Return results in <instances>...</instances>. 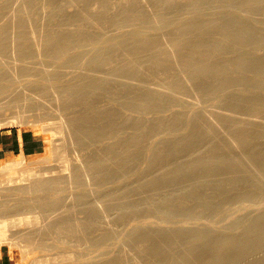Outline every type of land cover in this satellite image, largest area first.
I'll use <instances>...</instances> for the list:
<instances>
[{"label": "rangeland", "instance_id": "rangeland-1", "mask_svg": "<svg viewBox=\"0 0 264 264\" xmlns=\"http://www.w3.org/2000/svg\"><path fill=\"white\" fill-rule=\"evenodd\" d=\"M144 2L148 7L174 5L163 20L175 22L183 18L195 25L225 18L224 15L245 10L247 5L238 0L231 3L229 9L220 10L217 7L224 5L221 0ZM126 3L131 7L139 3L142 7L139 0H0V117L24 113L30 120L0 121V127L28 128L45 140L43 152L12 161H20L32 169L34 165L35 168L49 166L57 168L52 170L56 173H66L61 170L62 162L49 149L50 139H56V143L59 134L46 133L42 127L44 124L55 126L60 120L65 123L74 137V143L66 151L72 183L64 182L57 186L60 192L51 191L52 197L50 192H47L49 195L45 192L42 198L44 196V202L52 199L56 206L64 205L70 218L78 209L83 211L99 204L103 212L92 217L97 221L98 232L103 234L107 230L111 234L114 230V238L108 234L113 238L110 240L105 237L108 232L100 234L105 237V240L101 238L106 244L102 248L114 255V264H123L126 260L125 246L119 239L122 230L127 228V220H131L130 216V219L126 217L129 213L126 214L125 209L140 200L156 198L162 204H176L174 219L178 223L187 221L196 223V227L209 226L219 231L218 236H223L231 227L235 229L230 236L242 235V226L248 219L264 210V184L254 185L255 181L264 182V169L260 168L263 159L254 157L255 152H264V91L254 95L255 84L250 81V76L263 70L256 67L239 74L236 67L240 55L249 57L259 48L258 56L264 61V42L251 40L239 44L234 37H229L222 49H216L223 32L228 31L225 24L212 25L200 35L194 31L185 36L166 31L163 36H151L146 47L119 48L113 44V29L130 15L129 10L120 8ZM192 3H196L197 9L194 14H188ZM244 18L263 26L264 7ZM32 30L39 37H30ZM14 34L21 36L14 40ZM198 38L203 39L204 45L195 49L177 47L176 64H169L170 55L157 49L171 40L183 39L187 44H194ZM41 45L43 51L37 55L36 48ZM140 56L143 60L128 71V61ZM183 61L192 63L178 67ZM201 69H206L207 73L190 87H180L164 95L147 89L163 81L180 84L182 76ZM13 71L16 79L13 77L15 81L11 82ZM136 80L144 83L142 90L147 97L151 96L143 117L135 113L134 117L129 115L130 110L138 107L132 93ZM216 82L220 85L214 87ZM241 92L244 98L234 104L233 99ZM223 94L224 101L217 106ZM36 107L45 110L46 120L34 124ZM208 112L213 116V126ZM189 120L191 123L187 125L185 121ZM165 132H182L195 139H182L181 147L159 144L161 154L156 153V140ZM237 138L239 149L234 150L229 141ZM100 157L101 162L95 167L94 162ZM216 158L223 161L211 163ZM77 161L80 165L75 164ZM204 162L211 164L203 169ZM47 196L49 200L45 199ZM24 197L13 199L16 202L10 200L7 206L2 203L4 207L0 204V221L33 217L27 207L33 205L34 200L26 201ZM43 200L37 204L42 205ZM7 229L17 241L0 245L20 250L25 264H36L38 260L43 264L58 253V248H25L23 242L29 236L16 234L17 230L26 229L24 223L9 225ZM11 229L16 230L15 233ZM262 232L264 225L253 229L251 234L261 238ZM261 248L263 244L238 249H243L244 253V250ZM234 250V254L238 253ZM79 262L78 259L72 264Z\"/></svg>", "mask_w": 264, "mask_h": 264}, {"label": "bare ground", "instance_id": "bare-ground-1", "mask_svg": "<svg viewBox=\"0 0 264 264\" xmlns=\"http://www.w3.org/2000/svg\"><path fill=\"white\" fill-rule=\"evenodd\" d=\"M156 1L157 3H161L164 0ZM221 1L224 5H220L217 8L223 10L229 9L231 7L230 4L238 0ZM239 1H243L247 4L245 10L238 11L232 15H224L226 19H209L197 25L192 24L189 19L184 20L183 18L177 19L175 22L163 20V17L175 7L174 5L167 7L153 5L148 7L144 0H139L142 7L139 3L136 6L131 7V5H127L126 3V5L124 4L120 8L124 9V11L129 10L130 12H128L130 15L128 14V17L126 16L125 19L122 21L120 20L114 25L113 44L117 47L120 46L119 48H132L136 46L146 47L149 44L151 36H163L167 33L166 31H173L181 36L188 35L194 31L200 35L204 34L208 28L212 27V25L225 24L228 25V31L223 32V35L217 43L216 49H222L224 47V43L229 37H234L235 41L239 44L251 40H260L264 42V24L262 23L263 26H261V24H259L260 22H256L254 24L249 23L244 18L248 13L259 9V7H264V0ZM196 9V3H192V7L189 11H187V13L194 14L193 11ZM142 23H144V25ZM32 31L29 33L30 37H39H36L35 34L37 33ZM19 35L20 34H14V40H18L15 38ZM202 44L204 45V42L203 39L200 38L196 39L194 44H187L183 39H176L171 40L168 43H164L163 45H159L157 49L166 53V55H170L171 59H168L169 64H176L175 59L177 58V47L179 45H182L186 49H195V47H200ZM42 51L43 46H37V55H40ZM259 51L260 48L256 50L254 55H249V57H242L240 55V59H238L236 64L237 69L240 70L239 74H244L249 69L255 70L256 67H260L261 70H263V73L250 76V81L255 84V88L252 90L255 92L254 95H259L264 91V61L258 56L260 54ZM238 52H241V50L238 49ZM141 60H143L142 56L138 57V59L134 61L132 59L128 61L127 70L130 71L131 69H134L136 63ZM191 63L192 61H183L178 64V67H187ZM14 72L15 71H13L11 77H15L16 79V76L13 75ZM206 73V69L192 71L182 76L180 84L163 81L161 83L153 84L147 89L164 95L169 91L180 87H190L193 81L204 76ZM15 79H11V82L12 80L15 81ZM132 79L133 78H131V80ZM218 85L220 84L216 82L213 86L217 87ZM133 88L134 91L132 93L135 96V99L138 100V107L137 109L130 110L129 115L134 117L135 114H137L138 116L143 117L144 109L146 104L151 101V96L147 97V94H145L142 90L145 87L144 83L140 80H136L135 87ZM244 96V93H239L233 99V103L239 104ZM224 97L225 94L222 95V98L217 100V106L224 101ZM39 108L36 110V117H33L35 120L32 118L34 120L32 121L34 124L41 123L46 120L45 110H41ZM230 113H233V111ZM211 115L212 114L210 112L207 113L209 123L213 126L215 125V122L213 116ZM13 119L19 121H30L28 120V116L24 113H16L15 115L7 116L4 114L3 117L2 115L0 117V121H5L4 123L13 122ZM185 123L189 125L191 120H189V122L185 121ZM44 125H42L44 132L47 133L48 131L50 133H58L60 136L59 141L56 143V139H53V141L50 139V142L48 140L51 144L49 147L51 151L49 149L48 150L57 156L56 158L60 160V163L62 162V164L59 163L61 165V170H66L67 172L65 173L64 171V173H62L59 169L57 171H60L61 173H56V171H52L54 168L49 166H44L45 168L38 166L41 167L38 169V167L35 168L36 166L34 165L35 167L33 166L32 169L28 168L29 166H24L20 161H8L2 163L0 166L1 206H3V204L7 206L10 200L14 202L15 200L17 201V199L20 200L21 197L23 198L24 196L25 199L27 198L26 201L34 200V202H31L33 205L27 207L33 212V217L30 219L27 217L22 219L18 218L19 220L6 221L7 223L0 221V244L5 242L10 244L15 243L17 240L14 239L15 237H12L13 233L10 232L11 234H9L7 227L17 223H24L26 226L25 230H22L21 232L20 230H11H13L12 232L16 231V234L19 232L25 236H29L27 237L29 239L23 242V246H25V248L30 246L42 250L58 248L57 255L53 256L50 260H45L43 264H72L78 259L80 260L78 264H114V255L110 254L107 250H104L106 244H104L101 239L102 237L103 240H105V237L107 239L110 232L106 230L103 234L106 235L105 233H108L104 237L101 236L103 234L98 232L95 227L97 221L94 222L93 217L103 212V209L99 206V204L88 206L86 210L83 208V211L78 209L75 213L73 212L72 218H70L68 215L70 212L65 210L66 208L64 205L56 206L53 202H51L52 199L48 202H44L43 198L45 195L43 193L46 192V195H49L51 191H57V189L59 191L60 189L57 186H60V184L66 182V184L70 185L72 183V181H70L72 178L71 170H67L69 160H67L66 151L69 146H72L74 143V137H72L73 135L69 133L62 120H60L55 126ZM262 125L264 129V123H262ZM140 128H142V126ZM184 138L194 140L195 136L183 134L182 132H165L156 140L154 150L156 153L160 152L161 154V150L157 146L159 144L165 145L166 143H171L175 147H181L180 141ZM239 143L240 140L238 138L229 141V145L234 150L239 149ZM167 154L170 155L171 152H168ZM254 155L256 158L263 159L260 168L264 169V152H255ZM101 159L102 158L100 157L94 162L95 167L100 164ZM221 161L223 160L220 158L217 160L216 158L211 163L220 164ZM80 163L81 162L77 161L75 164L80 165ZM211 163L204 162L202 163L201 168L206 169ZM252 165L258 167L257 164ZM30 167H32V165ZM260 183L264 184V182L260 180V182L255 181L254 185L256 187H260ZM255 186L253 188H255ZM47 192L50 193L48 194ZM57 193L55 192V194ZM42 195H44L43 198ZM52 195L53 193H51L50 196L52 197ZM50 196H47L48 198L45 197V199L49 200ZM77 199L79 200V197ZM41 200H43L46 205L44 203L42 205L37 204L38 202H41ZM61 207L64 209H60ZM176 208V204H162L159 199L154 198L151 200H140L125 209L126 214L129 213V215L125 216L127 218L130 216L131 220H127L129 223L124 221V224L127 223V226L125 225L127 228L125 229L124 227L125 230H122V235L119 238L121 244L125 246L123 248V253L126 254V260L124 259L125 263L123 264H264V248H261L260 250H244V253L243 249H238L241 247H249L254 244L264 245V232H262V236H260L261 238H257V236L251 234L253 229L260 228L264 225V210L248 219V221L242 226V235L230 236L232 231L235 229V227H231L226 230L223 236H218L217 234H219V231L209 226L196 227V223L187 221L178 223L176 219H174ZM125 211H123L122 216ZM130 213L133 214L132 217ZM229 226L230 224L226 226V229ZM110 228L112 227L110 226L108 229L110 230ZM112 231L114 230H111V234L114 238V232L112 233ZM110 238L111 237L108 236L107 240H110ZM208 246L211 248H208ZM201 248L207 251L202 250ZM24 249L23 251L25 252L27 249ZM236 249L241 250V252L238 250L236 251ZM233 250L238 253L234 254L232 252ZM203 251L205 252L203 253ZM23 255H25V253H23ZM36 264L41 263L38 260L36 261Z\"/></svg>", "mask_w": 264, "mask_h": 264}, {"label": "crops", "instance_id": "crops-1", "mask_svg": "<svg viewBox=\"0 0 264 264\" xmlns=\"http://www.w3.org/2000/svg\"><path fill=\"white\" fill-rule=\"evenodd\" d=\"M45 140L31 129L19 126L0 127V166L15 158L43 152ZM0 264H25L21 251L9 245H0Z\"/></svg>", "mask_w": 264, "mask_h": 264}]
</instances>
